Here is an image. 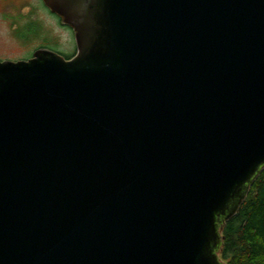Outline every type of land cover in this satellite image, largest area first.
Returning a JSON list of instances; mask_svg holds the SVG:
<instances>
[{"label": "water", "instance_id": "1", "mask_svg": "<svg viewBox=\"0 0 264 264\" xmlns=\"http://www.w3.org/2000/svg\"><path fill=\"white\" fill-rule=\"evenodd\" d=\"M43 1L77 53L0 57V264H225L264 170V0Z\"/></svg>", "mask_w": 264, "mask_h": 264}, {"label": "rangeland", "instance_id": "2", "mask_svg": "<svg viewBox=\"0 0 264 264\" xmlns=\"http://www.w3.org/2000/svg\"><path fill=\"white\" fill-rule=\"evenodd\" d=\"M42 44L63 54L76 50L73 30L43 0H0L1 59L30 57Z\"/></svg>", "mask_w": 264, "mask_h": 264}, {"label": "trees", "instance_id": "3", "mask_svg": "<svg viewBox=\"0 0 264 264\" xmlns=\"http://www.w3.org/2000/svg\"><path fill=\"white\" fill-rule=\"evenodd\" d=\"M34 23L29 28L33 29ZM63 55L73 57V53ZM222 235L219 256L225 264H264V170L239 211L224 225Z\"/></svg>", "mask_w": 264, "mask_h": 264}, {"label": "flooded vegetation", "instance_id": "4", "mask_svg": "<svg viewBox=\"0 0 264 264\" xmlns=\"http://www.w3.org/2000/svg\"><path fill=\"white\" fill-rule=\"evenodd\" d=\"M55 15H56V14H55ZM59 22H60L61 24H63L64 27H65V26L71 27V26L65 24V23L63 22L62 18L59 19ZM71 29L73 30L72 27H71ZM73 37H74L75 45H76V46H75V47H76V50L73 52V56H74V55L77 53V43H76V39H75V32H74V30H73ZM40 48H48V49L54 50V49L48 47L47 45L42 44V45L38 46V47L35 49V51L38 50V49H40ZM35 51H34V52H35ZM54 51H56V50H54ZM57 52H58V51H57ZM59 53H60V52H59ZM33 55H34V53H33ZM33 55H32L31 57H33ZM31 57H30V58H31Z\"/></svg>", "mask_w": 264, "mask_h": 264}]
</instances>
